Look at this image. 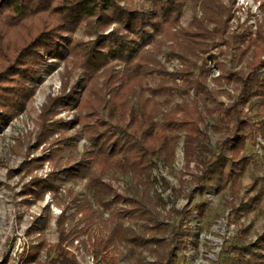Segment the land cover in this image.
<instances>
[{
    "label": "rangeland",
    "instance_id": "obj_1",
    "mask_svg": "<svg viewBox=\"0 0 264 264\" xmlns=\"http://www.w3.org/2000/svg\"><path fill=\"white\" fill-rule=\"evenodd\" d=\"M119 5L138 10L150 8L139 0H121ZM53 18V22L46 19L45 29L57 26L58 19ZM194 20L202 22L213 38L207 39L195 56H187L190 63L185 64L179 56L180 41L172 38L178 29L188 30ZM117 26L114 23L87 27L81 22L70 33L62 34L71 44L64 57L40 53L44 61L38 78L26 85L29 97L23 108L7 123L0 124V264H153L156 257L149 249L156 247L161 251L163 244H142L151 236L163 237L167 249H173V264H231L236 260L228 252L232 243L256 244V255L248 257L249 264H264V138L258 130L243 131L246 140L239 156L251 159L240 184L230 188L231 193L195 191V182L189 175L195 172L194 164L186 168L180 133L174 160L168 164L155 160L147 180L152 208L160 214L157 220L164 222V226L154 229L149 226L154 221L145 214L133 213L125 200L116 202L111 194H105L96 204L89 175L76 180L55 176L63 167L87 159L89 140L84 124L88 121L83 117L99 108L98 102L93 101L95 95L90 93L87 75L76 60L98 35H107ZM10 30L11 36L22 39L17 37L18 29ZM193 30L197 32L195 27ZM164 35L167 39L160 43L155 58L162 70L145 79L144 96L160 82L187 91L182 97L173 96L161 111L180 103L196 107L202 119L200 128L207 133L210 149L215 152L223 136L214 129L221 117L216 110L236 103L239 83L235 75H246L249 65L264 61V0H193ZM156 40L161 38L157 36ZM145 50L152 51V46ZM4 65L7 64L1 62V68ZM258 72L264 78V66H259ZM107 73L120 78L126 69L111 59L98 70L95 80L100 103L109 98L103 85ZM177 73L184 74L194 87L184 86L181 76L172 81L170 74ZM202 81L205 90L195 91ZM4 86L11 84L5 81L1 83ZM61 97H65L63 103L58 101ZM53 100L57 101L48 110L47 105ZM156 100L163 102V96ZM134 101L135 98L130 100L132 104ZM259 105L256 99L239 105V118L257 125L264 120V107ZM100 113L103 115L99 110ZM104 176V181L128 200L143 194L133 174L120 175L109 169ZM85 203L90 208L87 214L80 211ZM202 204L205 209L198 215ZM179 223L188 226L197 237L173 238ZM114 230L121 233L114 248L109 247L108 259L99 244L108 240ZM131 237L136 240L130 241Z\"/></svg>",
    "mask_w": 264,
    "mask_h": 264
},
{
    "label": "trees",
    "instance_id": "obj_2",
    "mask_svg": "<svg viewBox=\"0 0 264 264\" xmlns=\"http://www.w3.org/2000/svg\"><path fill=\"white\" fill-rule=\"evenodd\" d=\"M120 1L0 0V124L7 123L10 117L23 108L29 97L26 85L38 78V69L44 61L40 57L41 52H44L46 57L63 58L71 44L62 34L70 33L81 22H85L87 27H105L117 23V28L112 32L98 35L89 47L85 46L83 56L76 60L87 75V81L91 84L90 93L95 95L93 101L98 102L99 108L83 117L88 121L84 124L89 140L87 159L63 167L59 175L55 176L76 180L89 175L96 204L101 203L105 194H111L116 202L125 200L133 213L140 216L145 214L152 219L154 223L149 226L154 229L164 226V222L157 220L160 214L152 208L154 204L146 189L147 180L155 160L167 164L174 160L180 133L183 136L182 158L186 168L189 169V165L194 164L195 172L189 175L195 182V191L221 193L228 190L231 193L230 188L240 184L239 180L251 159L248 156H239L244 150L246 140L243 131L258 130L264 138V120L256 125L247 119L239 118L238 106L256 99L259 106L264 107V78L258 72V67L264 66V61L249 65L246 75H235L239 83L238 97L230 108L216 110L221 117L218 118L214 129L220 131L223 136L213 152L207 133L200 128L202 119L196 107L180 103L167 111H161L173 96L182 97L187 95V91L177 86H166L162 82L148 90V96H144L146 91L142 89L147 77L157 75L162 70L155 58L159 54L160 43L167 39L164 33L178 22L187 3L193 0H139L150 6L145 10L122 7L119 5ZM206 5L207 1L204 2V11ZM53 17L58 19L57 26L45 29L46 19L49 18L53 22ZM189 27L188 30L178 29L172 38L174 42L180 41L177 45L181 54L178 55L185 64L190 63L187 56H195L202 44L207 39L210 40V37L213 38V34L206 31L202 22L194 20ZM194 27L197 32H193ZM11 28L18 29L17 37L22 39L11 36ZM157 36L162 41L156 40ZM146 46H152V51L145 50ZM111 59L122 63L126 73L120 78L105 74L103 85L109 98L100 103L96 73ZM255 60L256 58L254 63ZM1 62L7 65L1 68ZM170 75L172 81L181 76L184 86L194 87L187 78L184 79V74ZM5 81L11 86L1 87V83ZM196 90H205L204 81L196 85ZM198 92L194 93L195 97ZM158 96H163V102L156 100ZM132 98H135L134 104L130 102ZM62 99L65 100V97L59 98L58 101L63 103ZM55 101L57 100L47 105L48 110ZM99 110L103 115L99 114ZM41 118H46L45 110ZM92 168L94 172L90 173ZM109 169L120 175L133 174L134 178H138L143 194L137 195V198H132L131 201L117 193L112 184L104 181V174ZM101 205L108 207L110 204ZM88 208L85 203L80 211L87 214L90 209ZM204 209V204L199 206L198 215L203 213ZM94 212L98 214L97 211ZM177 226L173 238L197 237V234H191L188 226H183L182 223ZM120 233L121 230H114L108 240L101 245L97 243L105 253V258L111 257L107 255L108 249L114 248ZM263 237L264 235L261 241L264 240ZM129 240L136 239L131 237ZM144 243L163 244L161 251L156 247L149 249L156 257L153 264H173V249H167L163 237L151 236L142 240V244ZM230 246L228 252L236 259L231 264H249L248 257L256 255V244L239 246L232 243Z\"/></svg>",
    "mask_w": 264,
    "mask_h": 264
}]
</instances>
